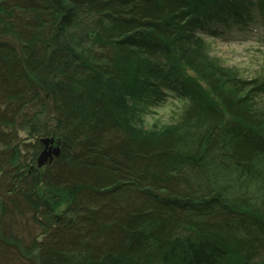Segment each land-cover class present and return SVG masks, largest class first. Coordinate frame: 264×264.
I'll list each match as a JSON object with an SVG mask.
<instances>
[{
    "label": "trees",
    "instance_id": "trees-1",
    "mask_svg": "<svg viewBox=\"0 0 264 264\" xmlns=\"http://www.w3.org/2000/svg\"><path fill=\"white\" fill-rule=\"evenodd\" d=\"M233 26L263 40L264 0H0V264H264V72L205 38Z\"/></svg>",
    "mask_w": 264,
    "mask_h": 264
},
{
    "label": "rangeland",
    "instance_id": "rangeland-1",
    "mask_svg": "<svg viewBox=\"0 0 264 264\" xmlns=\"http://www.w3.org/2000/svg\"><path fill=\"white\" fill-rule=\"evenodd\" d=\"M251 28L256 29L254 26H250ZM239 30L233 26L221 36L216 38L206 36L205 38L209 42L210 55L213 58L221 60L225 68L235 70L238 75H241V78L252 79L264 72V40L252 36L249 32H240ZM180 113L178 101L173 97L163 107L147 114L146 120H149L151 124L157 121L162 124L172 123L179 118ZM29 225L30 229L25 230L24 224H22V233H20L27 243L34 235V226L31 227L30 223ZM7 261L14 262L10 259Z\"/></svg>",
    "mask_w": 264,
    "mask_h": 264
},
{
    "label": "bare ground",
    "instance_id": "bare-ground-1",
    "mask_svg": "<svg viewBox=\"0 0 264 264\" xmlns=\"http://www.w3.org/2000/svg\"><path fill=\"white\" fill-rule=\"evenodd\" d=\"M147 61L148 63H152V64H157V61L155 60H152L150 58H147ZM43 141H48V137H44L43 138ZM65 139H63L60 143H57L55 144L54 146V149H53V152H57L56 155H54L56 158L59 157L60 155V152H61V148H62V145H64L65 143ZM47 145V144H45ZM50 151V148H48L47 146H43V149H41L37 155V158H36V164H38V162L40 161L41 158H43L44 156H46ZM29 155V153H28ZM47 165V164H46ZM39 169V168H38ZM6 169H4L5 171ZM1 177V175H0ZM9 178V177H8ZM57 214H53V217L56 218V219H60L62 217V214L63 213V206H60L58 208V211L56 212ZM15 216L12 215V214H5V213H0V242H5L6 245L9 244V242L6 240L5 236V232L4 231H8V230H11V223L15 220L14 219ZM29 223L32 225L31 227H33L35 225V223L33 222V219L32 217H29V216H26V217H23V221H22V224H24V229L25 230H29L30 229V225ZM13 231V230H12ZM14 232V231H13ZM16 235L20 236V233L17 231L15 232ZM39 234L37 233V231L35 230L34 231V235L32 237V239L30 240V242L32 243V245L37 248V249H41L40 246L42 245V237H39ZM27 237V236H26ZM28 239H29V236H28ZM10 246V245H9ZM24 260H21L20 263L21 264H33L31 263V260L30 258H27V256H24L23 257ZM34 264H39V261L34 259Z\"/></svg>",
    "mask_w": 264,
    "mask_h": 264
},
{
    "label": "water",
    "instance_id": "water-1",
    "mask_svg": "<svg viewBox=\"0 0 264 264\" xmlns=\"http://www.w3.org/2000/svg\"><path fill=\"white\" fill-rule=\"evenodd\" d=\"M41 143L44 144V145L47 144L45 146L50 148V151H49V153L46 156H44L43 158L40 159V161H39V165L40 166L44 165L52 155H56L57 154V152H53V147H50L51 145L54 144L53 140H50V139H48V141H43L42 140Z\"/></svg>",
    "mask_w": 264,
    "mask_h": 264
}]
</instances>
